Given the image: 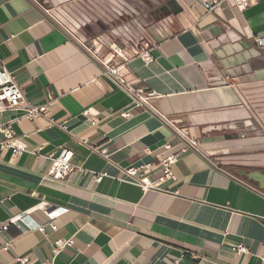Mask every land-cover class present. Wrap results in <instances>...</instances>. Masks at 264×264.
<instances>
[{"label":"crops","instance_id":"1","mask_svg":"<svg viewBox=\"0 0 264 264\" xmlns=\"http://www.w3.org/2000/svg\"><path fill=\"white\" fill-rule=\"evenodd\" d=\"M71 1L0 0V67L31 104L56 100L47 118L16 125L38 154L0 158V264H45L58 240L72 245L55 264H264V190L246 177L264 174V47L255 42L264 1L207 14L205 0H173L168 34L115 64L50 9ZM107 68L153 92L151 107L133 109ZM21 114H0V126ZM64 147L91 173L52 179L47 156ZM172 154L167 193L144 191L118 168L150 164L154 181L158 159ZM93 172L108 177L97 183ZM45 209L59 211L55 232Z\"/></svg>","mask_w":264,"mask_h":264},{"label":"built area","instance_id":"2","mask_svg":"<svg viewBox=\"0 0 264 264\" xmlns=\"http://www.w3.org/2000/svg\"><path fill=\"white\" fill-rule=\"evenodd\" d=\"M252 1L261 2L264 0H205L202 3L207 14L216 12L224 4L229 3L238 10H245L251 4ZM256 44L259 47H264V38L257 39ZM107 73L117 79L119 87L125 90L132 98L133 109H145L151 107L150 100L154 97L153 92H147L144 96L143 91L135 90L131 84L117 74V69L107 68ZM56 100L50 96L47 102L43 105H34L27 101L24 91L17 84L14 76L5 68L0 67V114L7 112H21V116L15 118L9 123L0 126V158L8 152H12L13 155H22L24 153L38 154V150H32L23 138L20 137L16 130V125L22 121L33 122L37 118H47L51 106ZM85 116L90 115V111L84 112ZM121 116L124 118H130V110L122 111ZM179 133V132H178ZM182 135V133H179ZM183 136V135H182ZM192 146H195L194 142H189ZM87 145L86 142L82 143ZM167 150L171 149L170 145L165 147ZM95 151V149L91 148ZM74 153L68 148H60L56 152L49 154L47 158L51 161V168L49 170V176L58 181H68L70 176L75 172H81L83 174H89L91 172L85 170L83 167L75 165L73 163ZM159 160V166L162 169V175L157 180H151L149 177L153 167L150 164H141L138 166H131L128 168L118 167L128 179L129 183L141 187L144 191L157 190L167 193L161 185L174 178L172 173V165L178 161V155L172 154L168 157H162ZM94 180L97 183L103 181L104 178L108 177L105 172L92 173ZM44 210V206L41 207ZM58 210H46L45 214L48 219V223L52 231H57V225L55 224L56 218L58 217ZM25 217L19 216L12 218L10 224H18L24 220ZM7 226L0 228V230H7ZM36 230L43 233L47 237V228L45 225L37 226ZM72 245L71 240H58L52 246L53 257L46 261L45 264H55L57 256L65 250L67 247ZM10 245L7 244L3 247V250H9ZM237 254H248V249L243 245H237L234 248ZM18 264H27L24 258L18 259Z\"/></svg>","mask_w":264,"mask_h":264},{"label":"rangeland","instance_id":"3","mask_svg":"<svg viewBox=\"0 0 264 264\" xmlns=\"http://www.w3.org/2000/svg\"><path fill=\"white\" fill-rule=\"evenodd\" d=\"M172 1L73 0L50 9L63 26L85 39L96 56L115 64L146 53L168 34Z\"/></svg>","mask_w":264,"mask_h":264},{"label":"water","instance_id":"4","mask_svg":"<svg viewBox=\"0 0 264 264\" xmlns=\"http://www.w3.org/2000/svg\"><path fill=\"white\" fill-rule=\"evenodd\" d=\"M254 176H261L264 178V174H261L259 172H253V173H249V174H246V177L249 178L250 180L256 182L260 189L264 190V185L261 183L260 180H257Z\"/></svg>","mask_w":264,"mask_h":264},{"label":"bare ground","instance_id":"5","mask_svg":"<svg viewBox=\"0 0 264 264\" xmlns=\"http://www.w3.org/2000/svg\"><path fill=\"white\" fill-rule=\"evenodd\" d=\"M257 180H260L261 183L264 185V178L261 176H254Z\"/></svg>","mask_w":264,"mask_h":264}]
</instances>
